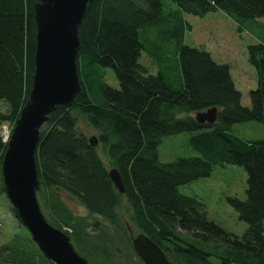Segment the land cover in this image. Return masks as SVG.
Returning a JSON list of instances; mask_svg holds the SVG:
<instances>
[{"label":"trees","instance_id":"obj_1","mask_svg":"<svg viewBox=\"0 0 264 264\" xmlns=\"http://www.w3.org/2000/svg\"><path fill=\"white\" fill-rule=\"evenodd\" d=\"M171 1L174 8L168 10L162 0L89 2L78 33L80 91L70 105H57L41 128L37 195L48 207L49 222L68 228L65 233L80 255L98 264H105L96 259L102 241L107 261L131 264L132 255L136 257L121 209L128 225L158 245L170 264H213L212 257L220 264H264V135L244 138L234 129L256 122L264 133V43L246 49L255 72L249 106L242 104L228 64L184 43L185 15L221 12L240 30L264 20V0ZM35 3L0 0V131L4 124L14 125L31 90ZM144 56L151 68L142 63ZM212 107L217 110L212 124L194 119L195 113ZM170 140L177 146L165 149L162 160L160 152ZM5 148L0 136V205L16 219L1 177ZM228 165L246 174L244 198L225 196L246 224L239 235L210 218L204 202L184 187ZM109 168L120 173L124 193L113 186ZM59 191L80 203L86 215H75ZM18 229L12 246L0 245V260L53 264L20 223ZM119 242L122 256L114 253Z\"/></svg>","mask_w":264,"mask_h":264},{"label":"water","instance_id":"obj_2","mask_svg":"<svg viewBox=\"0 0 264 264\" xmlns=\"http://www.w3.org/2000/svg\"><path fill=\"white\" fill-rule=\"evenodd\" d=\"M91 0H36L34 4L35 69L31 90L20 110L1 162L8 201L42 255L54 264H88L69 242L68 235L50 225L36 198L39 187L35 150L40 130L57 105H70L80 91L77 54L79 25ZM216 109L198 112L199 122L213 123ZM91 144H97L95 136ZM108 177L119 193L124 185L116 168ZM128 229H133L128 226ZM130 232L131 245L143 264H170L163 250L142 233Z\"/></svg>","mask_w":264,"mask_h":264},{"label":"rangeland","instance_id":"obj_3","mask_svg":"<svg viewBox=\"0 0 264 264\" xmlns=\"http://www.w3.org/2000/svg\"><path fill=\"white\" fill-rule=\"evenodd\" d=\"M162 2L165 10H168L170 7L174 8V4L171 0H162ZM185 21L187 23V27L185 29L184 43L190 46L202 48L211 53L213 59L217 62L228 64L233 81L241 91V102L243 105L249 106L248 92L250 89L254 88L255 72L254 68L247 61L246 49L249 44L264 43V20H257L256 24L252 22V24L247 23L245 26L243 25V29L240 30L237 22L226 17V15L221 12L208 13L203 17L185 15ZM249 24H251L250 31L247 28ZM142 63L151 68V63L146 57L142 58ZM109 75L111 77L110 72L107 71L105 81L110 79ZM5 125L7 126V124ZM234 129L236 134L241 135L244 138L259 137L264 135L260 124L256 122L237 124L234 126ZM180 136H172L171 138H177ZM175 146L177 145L170 140L169 146H164V152H160L161 159H165V149L166 152L174 150ZM99 152L104 163L109 165L106 156L100 150ZM245 186L246 174L243 169L235 165H228L227 167L221 169L215 168L209 177L204 178V180L186 184L184 187L204 202L210 218L226 230L239 235L246 228V224L238 220L237 214L227 204L225 196L235 194L240 198H244ZM59 196L63 203L75 215H86L84 207L69 194L59 191ZM40 202H42L41 199ZM40 204L41 210L47 213L49 220H51L50 213H48V207L44 206L43 203ZM0 209V245L9 243V245L12 246L13 237L20 231V229H18L20 222L15 219L6 205H0ZM119 214L121 215L122 221L127 224V227L130 226L128 225L129 222L126 221L127 218L123 209L119 210ZM132 230L133 229L129 231ZM136 233L137 232L134 231L133 234L136 235ZM117 240L119 241V239ZM122 241L125 249L130 252L126 240L122 239ZM71 242L75 251L81 254V251L77 248L74 241L72 240ZM86 244L90 246L88 242ZM104 246L105 243L103 241L99 243V248L103 247L104 249ZM119 247H122L120 242L117 244L114 253L122 256L125 251ZM102 250H99L100 255H97L96 259L98 261H105V264H114L116 259L113 261H107L108 258ZM136 257L132 255L131 264H137L138 261ZM210 260L213 264H220V261L217 258L212 257ZM86 261L88 264H98L93 258L87 257ZM8 263L11 264V260H8ZM8 263L4 260H0V264ZM128 264H130V261Z\"/></svg>","mask_w":264,"mask_h":264},{"label":"bare ground","instance_id":"obj_4","mask_svg":"<svg viewBox=\"0 0 264 264\" xmlns=\"http://www.w3.org/2000/svg\"><path fill=\"white\" fill-rule=\"evenodd\" d=\"M194 119L197 121V119H196V114H194ZM8 126V127H7ZM7 126L4 124L3 126H2V128H1V131H0V136H1V139H2V141L3 142H5V144H7V142H8V140H9V138H10V135H11V132H12V129H13V126H9L8 124H7ZM41 131V130H40ZM38 144V143H37ZM7 148V147H6ZM5 148V149H6ZM36 151H37V146H36V150H35V155H36ZM5 152V151H4ZM3 155H4V153H3ZM3 158V157H2ZM2 162V161H1ZM35 162H36V160H35ZM36 169H37V163H36ZM111 169V168H110ZM38 172V171H37ZM2 177V176H1ZM38 180H39V178H38ZM114 186V185H113ZM37 191L38 190H36V198H37V201H38V203L40 202V198H39V196L37 195ZM5 193V192H4ZM5 195H6V193H5ZM6 197H7V195H6ZM7 200H8V198H7ZM8 203H9V205H10V207L12 208V209H14L13 207H12V205H11V203L8 201ZM41 203V202H40ZM40 203H39V206H40ZM40 209H41V206H40ZM15 210V209H14ZM16 212V211H15ZM41 212H42V214H43V216H44V218H45V220L50 224V225H52V226H54L52 223H50L49 221H51V220H49V216H48V214L47 213H45L43 210H41ZM48 213H49V210H48ZM17 216V215H16ZM16 219L17 220H19V218L18 217H16ZM20 222V221H19ZM21 223V222H20ZM21 225H22V223H21ZM23 226V225H22ZM54 227H56V226H54ZM23 228H25L24 226H23ZM56 228H58V227H56ZM26 229V228H25ZM58 229H60V228H58ZM27 230V229H26ZM60 230H62L64 233L65 232H69L70 230L68 229V228H66V227H64L63 229H60ZM28 231V230H27ZM28 233H29V231H28ZM66 234V233H65ZM29 235H30V233H29ZM68 235V234H67ZM30 238H31V235H30ZM68 239H69V242H71V238L68 236ZM31 240H32V238H31ZM152 241V240H151ZM33 242V241H32ZM34 243V242H33ZM35 244V243H34ZM71 244H72V242H71ZM36 245V244H35ZM73 246V245H72ZM132 246V245H131ZM38 248V247H37ZM74 248V247H73ZM133 249V248H132ZM134 251V250H133ZM135 253V252H134ZM79 254V253H78ZM136 255V254H135ZM137 256V255H136ZM138 257V256H137ZM139 258V257H138ZM140 259V258H139ZM141 260V259H140ZM50 261V260H49ZM52 262V261H51ZM53 263V262H52ZM143 263V262H142ZM54 264V263H53Z\"/></svg>","mask_w":264,"mask_h":264},{"label":"crops","instance_id":"obj_5","mask_svg":"<svg viewBox=\"0 0 264 264\" xmlns=\"http://www.w3.org/2000/svg\"><path fill=\"white\" fill-rule=\"evenodd\" d=\"M235 83V82H234ZM235 86H236V84H235ZM237 87V86H236ZM238 88V87H237ZM239 89V88H238ZM240 90V89H239Z\"/></svg>","mask_w":264,"mask_h":264}]
</instances>
